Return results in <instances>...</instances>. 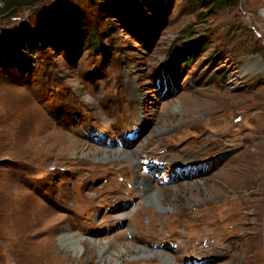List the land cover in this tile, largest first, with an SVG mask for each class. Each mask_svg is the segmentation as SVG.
<instances>
[{"label": "rangeland", "instance_id": "374dc122", "mask_svg": "<svg viewBox=\"0 0 264 264\" xmlns=\"http://www.w3.org/2000/svg\"><path fill=\"white\" fill-rule=\"evenodd\" d=\"M231 1L0 0V264H264V0Z\"/></svg>", "mask_w": 264, "mask_h": 264}, {"label": "trees", "instance_id": "16d2710c", "mask_svg": "<svg viewBox=\"0 0 264 264\" xmlns=\"http://www.w3.org/2000/svg\"><path fill=\"white\" fill-rule=\"evenodd\" d=\"M135 1L137 0H131L132 3H136ZM194 1L199 5L207 6V8H209L211 13L216 11L218 8L229 6L232 3L231 0H194ZM126 2L129 3L130 0H126ZM36 36L37 37L35 39L32 37L29 38V41L31 42L30 48L32 49V52H36L41 48H48L49 46H54V45L59 46L61 45L62 41H64L63 37L59 35V33L51 34L44 31V32H40L38 35L36 34ZM94 43H96V41ZM94 46L97 48L99 45L95 44Z\"/></svg>", "mask_w": 264, "mask_h": 264}, {"label": "bare ground", "instance_id": "6f19581e", "mask_svg": "<svg viewBox=\"0 0 264 264\" xmlns=\"http://www.w3.org/2000/svg\"><path fill=\"white\" fill-rule=\"evenodd\" d=\"M249 63V62H248ZM251 63V62H250ZM245 68V66H243ZM243 68V69H244ZM236 75V78L240 77L241 76V73H235ZM107 151V150H106ZM108 154V153H107ZM134 154H136L135 152H133L131 155L132 157L134 158ZM137 164V163H136ZM138 165V164H137ZM142 172H140L139 175H141ZM144 174V173H143ZM148 174H144L145 176V179L141 181V184H143L146 188H147V191H148V196H150L151 198H154V199H159L160 198V195H159V192L158 190L156 189L155 185L153 184V181L150 177L147 176ZM151 176V175H150ZM69 237L71 235H73V233H68L67 234ZM73 238V237H72ZM100 242L99 240H97V243ZM77 245L80 247V248H84V244H82L81 241H78L77 240ZM158 251V250H157ZM158 253V252H157ZM162 256L164 258H166L170 264H177V262H175V259L172 257V256H169L167 253H164L162 254Z\"/></svg>", "mask_w": 264, "mask_h": 264}]
</instances>
